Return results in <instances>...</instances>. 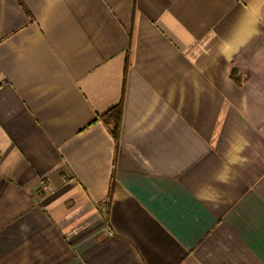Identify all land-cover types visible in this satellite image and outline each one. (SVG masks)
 Listing matches in <instances>:
<instances>
[{"label":"crops","instance_id":"1","mask_svg":"<svg viewBox=\"0 0 264 264\" xmlns=\"http://www.w3.org/2000/svg\"><path fill=\"white\" fill-rule=\"evenodd\" d=\"M0 264H264V0H0Z\"/></svg>","mask_w":264,"mask_h":264},{"label":"trees","instance_id":"2","mask_svg":"<svg viewBox=\"0 0 264 264\" xmlns=\"http://www.w3.org/2000/svg\"><path fill=\"white\" fill-rule=\"evenodd\" d=\"M104 117H105V119L108 122L110 121L109 123H113L114 124L113 133L115 135H117L118 132H119L120 122H121V110L120 109H115L114 111L104 115Z\"/></svg>","mask_w":264,"mask_h":264},{"label":"built area","instance_id":"3","mask_svg":"<svg viewBox=\"0 0 264 264\" xmlns=\"http://www.w3.org/2000/svg\"><path fill=\"white\" fill-rule=\"evenodd\" d=\"M108 233H109L110 235L112 234V232H111V231H109Z\"/></svg>","mask_w":264,"mask_h":264}]
</instances>
